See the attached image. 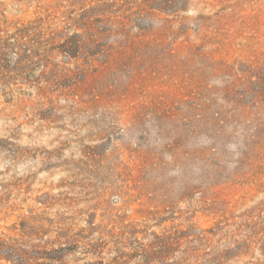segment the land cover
Here are the masks:
<instances>
[{"label": "rangeland", "instance_id": "374dc122", "mask_svg": "<svg viewBox=\"0 0 264 264\" xmlns=\"http://www.w3.org/2000/svg\"><path fill=\"white\" fill-rule=\"evenodd\" d=\"M4 20L52 44L0 81V245L264 264V0H0Z\"/></svg>", "mask_w": 264, "mask_h": 264}, {"label": "trees", "instance_id": "16d2710c", "mask_svg": "<svg viewBox=\"0 0 264 264\" xmlns=\"http://www.w3.org/2000/svg\"><path fill=\"white\" fill-rule=\"evenodd\" d=\"M32 29L24 26H18L16 23H8L6 20L0 21V81L5 82L12 78L13 75L18 74L17 71L26 67L34 61H41L43 56L39 55L47 51L48 45L52 44L44 36H41L40 32H34ZM72 38H69L63 43L57 45L60 47V51L67 56L68 59L73 57L72 50ZM15 57V58H14ZM263 81L264 78L260 77ZM260 81V80H259ZM264 82V81H263ZM225 98V97H224ZM226 99V98H225ZM239 102V98L235 101ZM196 118L202 119L210 124H216L218 127L224 123L226 117L220 112H216L215 115H211L209 118L197 116ZM216 150V148H214ZM12 242L3 241L0 245V251L8 252L4 255L7 261L11 264H33L29 257L21 255L20 248H15ZM64 247L53 248L48 251L49 256L46 257L50 260H62L64 257ZM60 253V255L58 254ZM31 260V261H30ZM93 264V263H92ZM99 264V262H97Z\"/></svg>", "mask_w": 264, "mask_h": 264}]
</instances>
